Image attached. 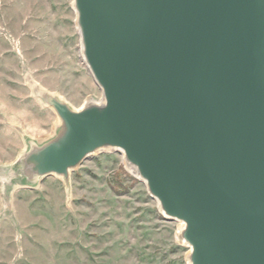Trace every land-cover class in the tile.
<instances>
[{"label":"water","instance_id":"1","mask_svg":"<svg viewBox=\"0 0 264 264\" xmlns=\"http://www.w3.org/2000/svg\"><path fill=\"white\" fill-rule=\"evenodd\" d=\"M103 93L73 109L39 86L53 138L28 140L23 187L119 151L162 213L184 223L189 264H264V0H73Z\"/></svg>","mask_w":264,"mask_h":264},{"label":"rangeland","instance_id":"2","mask_svg":"<svg viewBox=\"0 0 264 264\" xmlns=\"http://www.w3.org/2000/svg\"><path fill=\"white\" fill-rule=\"evenodd\" d=\"M78 110L103 93L87 69L73 0H0V264H189L182 222L167 218L119 151L88 156L63 178L23 187L28 140L60 122L33 87Z\"/></svg>","mask_w":264,"mask_h":264},{"label":"bare ground","instance_id":"3","mask_svg":"<svg viewBox=\"0 0 264 264\" xmlns=\"http://www.w3.org/2000/svg\"><path fill=\"white\" fill-rule=\"evenodd\" d=\"M34 87H35V86H34ZM34 87H33V88H34ZM182 226L184 227V223H183V222H182ZM183 227H182V229H183ZM179 233H180V232H179Z\"/></svg>","mask_w":264,"mask_h":264}]
</instances>
